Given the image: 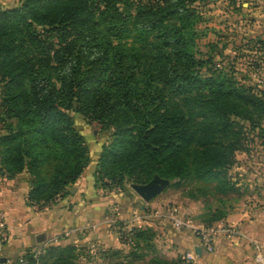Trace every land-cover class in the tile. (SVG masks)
I'll list each match as a JSON object with an SVG mask.
<instances>
[{
    "label": "trees",
    "instance_id": "16d2710c",
    "mask_svg": "<svg viewBox=\"0 0 264 264\" xmlns=\"http://www.w3.org/2000/svg\"><path fill=\"white\" fill-rule=\"evenodd\" d=\"M195 2L22 0L0 8V174L28 172L29 200L40 210L68 194L91 162L74 111L112 134L98 162L106 187L213 179L227 193L226 172L249 133L264 144V97L227 71L202 74ZM152 234L135 229L131 252L103 254L110 264L142 259ZM46 253L57 254L52 264L81 256L70 245Z\"/></svg>",
    "mask_w": 264,
    "mask_h": 264
},
{
    "label": "rangeland",
    "instance_id": "374dc122",
    "mask_svg": "<svg viewBox=\"0 0 264 264\" xmlns=\"http://www.w3.org/2000/svg\"><path fill=\"white\" fill-rule=\"evenodd\" d=\"M259 4L263 5L261 13L250 9L253 5L250 0H196L195 6L201 14L197 30L202 36L196 41L195 51L198 58L205 62L202 74H208L209 69L214 67L227 71L239 84L251 88L259 97H264V3ZM70 114L76 129L85 139L91 157V162L84 171L89 178L86 192H94L104 199H111L113 205L119 203L121 211L130 215L128 221L137 216L142 218L132 230L125 226L129 222L123 220L120 222L121 216L117 214L118 212L112 223L119 229L121 235H124L122 241L126 236H131L135 229H148L149 233H153L151 247L143 250L147 254L158 251L149 264H159L157 259L167 261L169 264H177L182 255L175 261L166 260L165 257L159 258L161 250H158V247L162 246L163 241L157 236L155 226L164 231L165 229L172 231L173 234L169 232L170 236L177 232L188 231L200 240L193 227L176 230L172 223L157 217V214L162 215L177 209L178 215L189 225L195 228L210 227L225 220L234 209L235 203L243 200L244 197L246 199L249 193L256 191L257 187L250 186L252 176L249 171L236 168L239 163L261 160L264 156L263 140L257 136V132L249 133L247 149L236 153L234 165L226 172L227 182L231 187L227 193L219 192V183L213 179L165 180V190L150 202H145L133 189L134 184L127 182L124 188L104 185V180H100L98 162L104 147L112 143V134L103 130L98 121L86 120L74 111ZM2 127L3 123L0 121V135L5 133ZM243 179L244 182L241 181ZM240 182H243V185L238 186ZM74 186H70L69 190ZM152 202L153 204H150ZM142 206L146 208L142 209ZM218 221L220 222L217 223ZM158 240L160 243L157 242Z\"/></svg>",
    "mask_w": 264,
    "mask_h": 264
},
{
    "label": "crops",
    "instance_id": "0c3cea01",
    "mask_svg": "<svg viewBox=\"0 0 264 264\" xmlns=\"http://www.w3.org/2000/svg\"><path fill=\"white\" fill-rule=\"evenodd\" d=\"M250 1L253 3L250 9L261 13L263 5L259 3H264V0ZM21 3L22 0H0V7L14 8ZM237 167L236 169L249 171L252 176L250 186L257 188L246 199L244 197L235 203L234 209L220 223L236 227L242 238L220 234L215 238L212 248L207 250L191 232H177L170 236V230L164 231L155 226L157 236L163 241L162 246L158 247L161 250L159 258L175 261L181 254L195 251L199 247L202 250V255L198 256L200 264H258L255 258L256 246L261 248L264 256V156L261 160L239 163ZM30 180L31 176L26 171L12 178L0 174V209L7 215L10 230V239L2 252V259L6 260V264H17L25 259L29 264H52L57 259V254L45 253L38 262L30 259L33 251L47 243V249L50 246H74L81 255L76 264H110L114 260L103 253H129L112 220L118 212L120 222H130V215L121 211L119 203L113 205L111 199H104L94 192L87 193V174L82 175L71 188L70 194L41 210H36L29 200L32 190ZM241 181L244 182V179ZM243 182L238 186L243 185ZM144 208L146 207L142 206ZM157 242L160 243L159 240ZM156 252L158 253L157 250ZM157 253L149 252L144 258L136 260L121 256V259L115 261L124 264H149Z\"/></svg>",
    "mask_w": 264,
    "mask_h": 264
},
{
    "label": "built area",
    "instance_id": "2783aa9c",
    "mask_svg": "<svg viewBox=\"0 0 264 264\" xmlns=\"http://www.w3.org/2000/svg\"><path fill=\"white\" fill-rule=\"evenodd\" d=\"M33 206L35 207L36 210H40V207L37 203H34ZM156 216L159 218H163L165 221H169L170 223H172V225L174 226L176 230H181L184 227H193L195 229V232L200 237L201 244L205 248H207V250H210L212 248L215 238L220 234L232 236L236 239L242 238V234L240 233L239 230L236 229V227L228 225V224H224V223H219V224H216L210 227L195 228L194 226H191L188 223H186L178 215L177 209L169 211L168 213H165L162 215L157 214ZM137 221L141 222L142 218L137 216L136 218L132 219L129 223H126L125 226L127 227V229L132 230L137 227V224H138ZM9 239H10V230L8 226L7 215L3 210L0 209V261L2 259V252H3L4 246L9 241ZM123 242L126 247H130L133 241L130 236H126ZM48 246L49 244L47 243L39 247L35 251H33L30 255L31 260L38 262L40 258L46 253ZM255 258L258 264H264V256L259 246L255 247ZM27 261L28 260L25 259L24 261L17 263V264H29ZM178 264H200L198 261V255L196 251H189V252L183 253L180 257Z\"/></svg>",
    "mask_w": 264,
    "mask_h": 264
},
{
    "label": "water",
    "instance_id": "95a60500",
    "mask_svg": "<svg viewBox=\"0 0 264 264\" xmlns=\"http://www.w3.org/2000/svg\"><path fill=\"white\" fill-rule=\"evenodd\" d=\"M165 188H166V181L161 180V179H157L148 185H134L133 186V189L135 190V192L139 196H141V198L145 202H150L151 200H153L155 197L161 194L165 190ZM195 251L198 254V256L202 255L201 248L197 247ZM0 262L1 264H5L6 260L1 259Z\"/></svg>",
    "mask_w": 264,
    "mask_h": 264
}]
</instances>
